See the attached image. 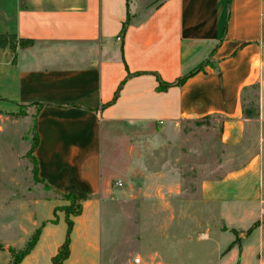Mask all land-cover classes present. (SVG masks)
Wrapping results in <instances>:
<instances>
[{
  "label": "crops",
  "instance_id": "crops-1",
  "mask_svg": "<svg viewBox=\"0 0 264 264\" xmlns=\"http://www.w3.org/2000/svg\"><path fill=\"white\" fill-rule=\"evenodd\" d=\"M131 2L16 0L11 16L16 37L30 41L15 50V99L35 111L37 176L53 192L72 193L82 206L72 217L62 264H114L113 252L103 262L100 233L102 203L117 200L103 180V121L147 124L165 133L182 122L216 117L226 148L240 146L250 125L264 123V0H135L133 11ZM205 62L183 84L160 88ZM254 83L259 117L244 119L241 94ZM260 180L256 154L223 177L204 179L199 199L223 208L219 217L240 233L231 219L248 215L244 206L259 201ZM176 182L172 198L180 194ZM60 223L66 238L65 219L45 224L21 263L43 253L42 244ZM254 231L257 246L243 245ZM247 234L228 248L236 238L230 233L224 264H264L262 226ZM65 238L49 247V260Z\"/></svg>",
  "mask_w": 264,
  "mask_h": 264
},
{
  "label": "rangeland",
  "instance_id": "rangeland-1",
  "mask_svg": "<svg viewBox=\"0 0 264 264\" xmlns=\"http://www.w3.org/2000/svg\"><path fill=\"white\" fill-rule=\"evenodd\" d=\"M15 4L0 0V264L19 257L42 224L55 218L63 222L66 208L75 211L70 200L35 174V111L15 99V50L20 45L11 26ZM134 5L132 0V11ZM219 126L220 120L210 117L182 122L163 133L147 124L102 122L103 180L117 198L100 207L104 263L113 252L114 264H224L231 232L236 237L231 247L256 224L264 234V123L250 125L236 148L222 145ZM256 154L261 160L260 199L244 206L248 215L231 219L241 232L230 231L218 215L223 208L200 201V184L223 177ZM174 181L180 194L172 198ZM64 228V223L58 224L57 232L42 244L43 253L21 264H52L49 247L65 238ZM258 237L256 231L247 234L243 245L256 247Z\"/></svg>",
  "mask_w": 264,
  "mask_h": 264
},
{
  "label": "trees",
  "instance_id": "trees-1",
  "mask_svg": "<svg viewBox=\"0 0 264 264\" xmlns=\"http://www.w3.org/2000/svg\"><path fill=\"white\" fill-rule=\"evenodd\" d=\"M2 44H3V42L1 43V45ZM29 44H30V41L25 42L23 40H20V46H25V45H29ZM207 64L208 63L205 62L204 64L200 65L199 67H197L196 69H194L193 71L188 73L186 76L178 79L175 82L165 83L162 85L160 84V88L166 89V88L171 87L173 85L183 84L189 77L195 75L196 73H198L200 71H203L204 66ZM249 92H251L252 96L248 100L247 95L249 94ZM258 101H259V87H258L257 83H254V84L249 85L246 88H244V90L242 91V94H241L242 115H243L244 119H257L259 117V103H258ZM26 107H28V106H26ZM34 130H35V116H34ZM219 130H220V126H219ZM222 145L225 147V145L223 143H222ZM36 146H37V135H36V131H35L34 150H35ZM33 155H34V153H33ZM33 160H34V165H35V174L37 176V164H36V160H35L34 156H33ZM57 194H59V193H57ZM59 195L70 200L74 204L75 211L70 212L69 209H67V208L65 209L66 225H67L66 238L64 240V243L61 245L60 250L58 251L57 255L52 259V264H62V262L68 258V256H69V242H70L69 236H70V233H71V230L73 227L72 217L79 215L81 213V210H82L80 200H78L76 198V196H74L72 193H64V194H59ZM50 223L56 224L57 223L56 218L54 220H52ZM45 224H47V223L42 224L39 232L34 237V239L28 244L26 250L19 257L14 256V261L10 264H20L22 262V260L33 250V248L35 247V245L38 241V238L40 236L42 227ZM256 226H258V224L253 226V228ZM250 231H252V230H249V232ZM230 247L231 246H229V248Z\"/></svg>",
  "mask_w": 264,
  "mask_h": 264
},
{
  "label": "built area",
  "instance_id": "built-area-1",
  "mask_svg": "<svg viewBox=\"0 0 264 264\" xmlns=\"http://www.w3.org/2000/svg\"><path fill=\"white\" fill-rule=\"evenodd\" d=\"M118 39H119V38H118ZM117 186H118V187H120V186H121V184H120V183H118V184H117ZM139 261H140V259H139V258H136V259H135V262H136V263H139Z\"/></svg>",
  "mask_w": 264,
  "mask_h": 264
}]
</instances>
